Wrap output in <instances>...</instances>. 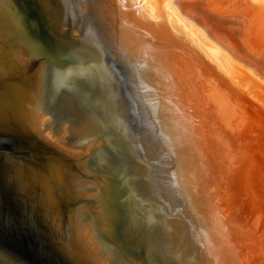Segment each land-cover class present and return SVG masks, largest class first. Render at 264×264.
Returning a JSON list of instances; mask_svg holds the SVG:
<instances>
[{"label":"water","instance_id":"1","mask_svg":"<svg viewBox=\"0 0 264 264\" xmlns=\"http://www.w3.org/2000/svg\"><path fill=\"white\" fill-rule=\"evenodd\" d=\"M0 264H264V88L169 0H0Z\"/></svg>","mask_w":264,"mask_h":264},{"label":"rangeland","instance_id":"2","mask_svg":"<svg viewBox=\"0 0 264 264\" xmlns=\"http://www.w3.org/2000/svg\"><path fill=\"white\" fill-rule=\"evenodd\" d=\"M175 5L215 46L264 83V0H176Z\"/></svg>","mask_w":264,"mask_h":264},{"label":"bare ground","instance_id":"3","mask_svg":"<svg viewBox=\"0 0 264 264\" xmlns=\"http://www.w3.org/2000/svg\"><path fill=\"white\" fill-rule=\"evenodd\" d=\"M175 1L176 0H169V4L170 7L172 9V11L183 21H185L186 23H188L189 25H191L193 28H195L209 43H211L225 58V60L230 63L231 65L237 67L238 69H240L242 72H244L247 76H249L252 80H254L256 83H258L260 86L264 87V83L261 82V80L255 76V74H253L251 72V70H249L248 68H245L244 66H242L241 64L237 63L236 61L232 60L231 58H229L224 52H222L217 46H215L205 35V33L199 28L197 27L194 23H192L191 21H189L187 18H185L177 9L176 5H175ZM144 12L150 17V19L154 20V16L153 14L148 10L147 6L143 7Z\"/></svg>","mask_w":264,"mask_h":264}]
</instances>
